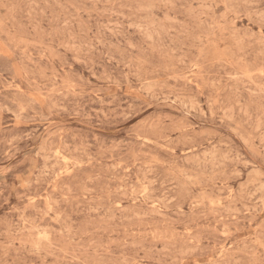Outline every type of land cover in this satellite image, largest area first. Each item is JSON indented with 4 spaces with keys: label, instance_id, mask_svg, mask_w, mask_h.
Instances as JSON below:
<instances>
[{
    "label": "rangeland",
    "instance_id": "rangeland-1",
    "mask_svg": "<svg viewBox=\"0 0 264 264\" xmlns=\"http://www.w3.org/2000/svg\"><path fill=\"white\" fill-rule=\"evenodd\" d=\"M0 264H264V0H0Z\"/></svg>",
    "mask_w": 264,
    "mask_h": 264
},
{
    "label": "bare ground",
    "instance_id": "bare-ground-1",
    "mask_svg": "<svg viewBox=\"0 0 264 264\" xmlns=\"http://www.w3.org/2000/svg\"><path fill=\"white\" fill-rule=\"evenodd\" d=\"M44 236V235H43Z\"/></svg>",
    "mask_w": 264,
    "mask_h": 264
}]
</instances>
